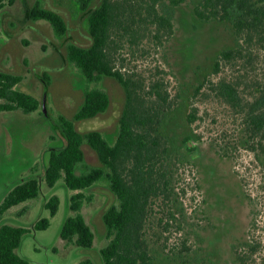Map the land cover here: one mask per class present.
<instances>
[{
  "label": "trees",
  "instance_id": "16d2710c",
  "mask_svg": "<svg viewBox=\"0 0 264 264\" xmlns=\"http://www.w3.org/2000/svg\"><path fill=\"white\" fill-rule=\"evenodd\" d=\"M16 1L0 0V10ZM166 1L100 0L92 6L91 0H78L91 43L81 46L70 42L67 49L69 61L88 83L84 101L73 118L59 115L54 120V130L61 134L64 143L49 150L43 176L17 182L7 191L0 202V220L16 207H22L19 216L28 212V201L40 197L42 183L52 188L63 182L74 192L68 199V209L73 214L65 218L60 237L77 247L93 248L96 236L82 210L84 203L93 198L87 194L89 189L104 183L115 199L103 215L108 239L100 249L103 263L159 264L152 243L164 249L170 244L171 236L167 233L174 225L172 208L178 201L177 185L182 182L173 143L166 131L181 96L174 93L166 69L156 66V70L146 72L133 64L131 56L146 57L153 48L163 47L173 37L172 12L162 9ZM183 1L170 0V3L179 5ZM194 11L203 21H229L236 46L219 53L213 71L195 88L186 120L193 125L203 121L205 115L212 116L218 131L210 139L217 153L238 160L246 152L261 160L264 157V0H201ZM27 15L33 20L49 21L58 37L67 36L68 26L63 16L39 2L28 7ZM104 77L115 78L125 91L113 140L99 130L82 132L76 127L77 121L96 117L109 108L110 96L100 86ZM40 78L48 86V75ZM23 79L21 74L0 69V111L40 110L41 100L19 88ZM199 101L208 104L203 112ZM222 106L229 112L228 127L216 119L218 114L213 110ZM190 139L188 136L185 142ZM84 145L96 152L98 166H84ZM188 148L194 152L196 146ZM194 181L198 183L196 177ZM59 204L57 195L50 196L45 203L51 216L57 213ZM6 222L0 225V264H33L18 253L30 229ZM49 226L50 219L41 217L33 228L45 230ZM178 227L182 230V226ZM180 244V252L191 251L188 238L182 237ZM245 244L235 247L238 262L259 264L262 242L253 237V242ZM76 264L95 262L83 258Z\"/></svg>",
  "mask_w": 264,
  "mask_h": 264
},
{
  "label": "rangeland",
  "instance_id": "374dc122",
  "mask_svg": "<svg viewBox=\"0 0 264 264\" xmlns=\"http://www.w3.org/2000/svg\"><path fill=\"white\" fill-rule=\"evenodd\" d=\"M99 1L91 0L92 6ZM200 1L185 0L172 5L167 0L162 9L172 12L173 37L163 47L153 48L146 57L131 56L133 64L146 72L156 70V66L166 69L174 93L181 96L166 125L182 176L177 185L178 201L172 208L174 225L167 233L171 241L165 249L152 243V249L159 264H240L235 247H244L254 237L263 244L258 256L260 264L264 260V157L258 160L246 152L238 160L224 157L211 143L210 137L218 131L212 116L205 115L203 121L193 125L186 120L195 88L213 71L219 53L236 46L229 21H203L196 17L194 10ZM37 2L63 16L68 26L66 37H58L49 21L33 20L27 15L28 7ZM70 42L81 46L91 43L78 0H17L0 10V69L23 75L19 88L42 102L40 110L32 113L0 111V201L22 174L44 175L49 150L64 143L52 120L59 115L73 118L84 101L88 83L68 59ZM44 74L49 77L46 106L50 119L42 110L45 84L40 76ZM100 86L110 96L109 108L96 117L77 121L76 127L82 132L99 130L113 140L125 91L112 77H104ZM198 104L201 112L208 106L201 101ZM213 110L218 114L216 119L228 127L229 112L223 106ZM188 136L191 139L185 142ZM194 145L196 149L192 152L188 147ZM84 152L85 167L100 164L89 145H84ZM42 188L39 198L28 201V212L19 216L22 207H16L0 220V225L7 221L31 228L39 217L50 219L47 229L24 236L18 253L33 264H76L83 258L104 264L100 249L108 239L103 215L115 199L108 187L103 183L90 188L87 194L93 198L83 205V214L96 236L93 248L77 247L60 237L65 218L73 214L68 209V199L74 192L63 182L52 188L44 182ZM52 195L60 199L54 216L45 207ZM182 237L189 239L191 251H179Z\"/></svg>",
  "mask_w": 264,
  "mask_h": 264
},
{
  "label": "flooded vegetation",
  "instance_id": "af4514ba",
  "mask_svg": "<svg viewBox=\"0 0 264 264\" xmlns=\"http://www.w3.org/2000/svg\"><path fill=\"white\" fill-rule=\"evenodd\" d=\"M43 110V109H42ZM43 112V111H42ZM45 114V113H44ZM48 119H50V115H49V117L48 116H46ZM52 124H53V126H55V124H54V120H52V122H51ZM48 158V157H47ZM47 162V161H46ZM46 166V165H45ZM27 176H24V174H22V176H21V178L17 181V182H26L29 178H31V177H33V176H37L36 174H34L33 173V175L32 176H30L31 175V173L30 174H26ZM41 177V176H40ZM43 184V183H42ZM9 191V190H8ZM42 192H43V188H42ZM42 192H41V195H42ZM7 193V192H6ZM5 193V194H6ZM4 194V195H5ZM4 197V196H3ZM3 197H2V199H3ZM2 199H1V201H2ZM0 201V202H1ZM39 218H41V217H39ZM38 218V219H39ZM33 225L34 224H32V226H31V228L30 227H27V228H29L30 229V232H32V231H36L34 228H33Z\"/></svg>",
  "mask_w": 264,
  "mask_h": 264
},
{
  "label": "water",
  "instance_id": "95a60500",
  "mask_svg": "<svg viewBox=\"0 0 264 264\" xmlns=\"http://www.w3.org/2000/svg\"><path fill=\"white\" fill-rule=\"evenodd\" d=\"M48 89V87H47V85L45 86V93H44V97H43V111H44V113H45V115L46 116H48L49 117V113H48V111H47V106H46V101H47V90Z\"/></svg>",
  "mask_w": 264,
  "mask_h": 264
}]
</instances>
